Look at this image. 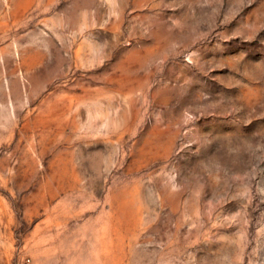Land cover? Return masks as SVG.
<instances>
[{"label":"rangeland","instance_id":"374dc122","mask_svg":"<svg viewBox=\"0 0 264 264\" xmlns=\"http://www.w3.org/2000/svg\"><path fill=\"white\" fill-rule=\"evenodd\" d=\"M0 264H264V0H0Z\"/></svg>","mask_w":264,"mask_h":264}]
</instances>
